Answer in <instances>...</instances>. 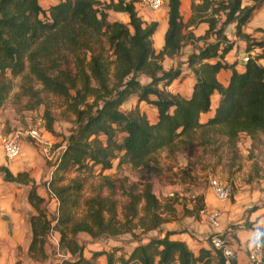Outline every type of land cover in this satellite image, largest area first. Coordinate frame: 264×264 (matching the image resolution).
<instances>
[{"label":"trees","instance_id":"16d2710c","mask_svg":"<svg viewBox=\"0 0 264 264\" xmlns=\"http://www.w3.org/2000/svg\"><path fill=\"white\" fill-rule=\"evenodd\" d=\"M165 1L167 27L162 48L155 52L151 35L156 22L144 23L132 0H57L47 9H42L37 0H0V104L10 89L6 72L21 73L26 62L29 74L42 89L59 97L73 116L46 182L57 201L54 214L47 218L38 209L30 216L28 253L38 250L42 254L44 237L52 227L58 236L59 251L70 255L59 264H95L94 257L100 254H105V264H223L220 251L208 239L209 247L196 251L183 241L169 239V232L146 236L141 242L146 233L176 218L175 198L161 202L147 182L143 181L140 189L131 184L124 190L126 202L120 218L109 195L86 197L78 214L81 181L72 177L61 183L66 172L95 166L107 169L117 157L118 164L144 168L150 154L198 127H218L230 146L240 132L252 139L258 133L264 135V66L256 62L264 56L257 54L242 62L241 72L222 61L232 47V41L223 34L224 26L233 23L235 35L249 42L241 26L264 0H247V4L243 0H191L189 22H206L203 37L211 36L213 40L187 55L186 66L194 78L188 96L165 90L181 70L179 65L163 69V56L176 54L192 37L182 33L185 24L179 12L180 1ZM109 11L126 13L127 22L110 20ZM263 44L262 40L251 41L244 51ZM222 68L231 71L225 85L215 76ZM142 77L148 80L142 82ZM213 91L218 93L214 113L200 124L199 114L208 110ZM130 96L156 109L153 123L136 106L127 111L120 109ZM44 117L45 129L52 132L47 112ZM0 175L4 181L21 182L25 174L12 175L0 166ZM32 189L28 201L42 202ZM195 204L196 212L202 209L200 199H195ZM191 211L182 207V215ZM78 233L91 238L128 233L136 244L116 261L112 260L113 252L105 251L92 252L86 258L82 245L75 240ZM258 264H264V246L260 247Z\"/></svg>","mask_w":264,"mask_h":264},{"label":"crops","instance_id":"0c3cea01","mask_svg":"<svg viewBox=\"0 0 264 264\" xmlns=\"http://www.w3.org/2000/svg\"><path fill=\"white\" fill-rule=\"evenodd\" d=\"M37 1L42 9H47L50 5L57 2V0ZM103 1L108 2L109 0ZM179 1L181 20L185 24L182 33L186 35L190 33L192 37L185 40V43L181 45L176 54L172 56L164 55L161 65L163 69H169L174 68L179 63L180 75L174 78L165 87V90L181 96H188L191 92L194 78L191 69L186 66L187 55L195 47H201L204 43L210 42L213 39L211 36L207 38L203 37L207 29L206 22H189L191 0ZM194 2H198V0H194ZM132 3L137 16L144 23L156 22V28L151 35V39L154 51L158 52L162 48L163 35L167 27L166 1L162 0V5L156 10L143 6L139 0H132ZM247 3V0H243V4ZM108 14L110 20H117L123 23H126L128 20L127 14L121 11H109ZM227 25L228 29L225 31ZM227 25L223 29V34L225 32L231 33V39H229L226 33L224 35L232 41V47L224 54L222 61L233 64V68L237 72H241L243 70V63L240 61L239 56L244 51L246 43L260 40L264 42V2L252 13L249 20L241 26V31L248 35L249 42L235 35L233 23ZM254 46L256 45H253V48ZM209 61L213 62L214 60ZM256 62L264 66V57H260ZM230 72L228 68L220 69L215 75L216 80L225 85L229 79ZM147 80V78H141L142 82H146ZM129 98L134 100L130 108L136 106L140 112L144 113L140 107L141 103L145 105L146 103L143 101L137 102L134 96H130ZM217 101L218 93L213 91L210 95L208 110L199 114L198 121L200 124H204L212 117ZM151 108V119L147 118L145 113L144 115L150 123H153L156 120V109L153 106ZM176 142L178 143L177 150H175L177 148ZM172 143L174 144L172 150H169L168 147H162L155 153L169 151L168 154L171 155L174 152L173 170H175L174 173L176 175L174 185L176 203L174 206L180 205V207L192 211L189 215H182V212L178 214V210H175L176 218L164 222L159 228L151 230L153 233L159 231L157 235H150L151 231L146 233L141 242L146 241V236H162L165 232H169V239L183 241L193 251L198 250L200 247L208 248L207 236L211 232L210 225L204 215L200 213V210L196 212L193 209L196 205L195 199H200L202 208H215L219 211V229L224 238L230 240V242L232 241L235 247V263L246 264L248 241L251 233L257 227L264 230V135L258 133L252 139L244 132H240L234 144L230 146L227 143L226 136L219 133L218 127L206 126L198 127L187 134L179 135ZM20 147L26 152L28 145L25 141H20ZM113 160L110 168L100 170L98 166H95L94 172L105 175L106 170H111L114 166L121 165H118V162H113ZM240 161L241 164L238 165L237 163ZM0 166L6 167L12 175L27 171V168H24L21 161L15 160V158L5 160L1 154V150ZM145 168L139 169L145 170ZM210 174H213L218 179L228 177L229 180L233 181L232 191L228 200L216 199L207 184H203L202 187L193 186L197 175H201V178H205V175H207V182ZM29 177H31L30 174ZM144 182L150 184L152 192L158 198L153 184L147 180H144ZM34 183L36 182L34 181ZM17 186H21V184L4 181L0 175V264H3L2 246H5L7 240L9 241L8 244L12 245L25 243L24 252H28L30 241L29 219L30 216L37 214V210L34 207L35 203L27 201L28 198H25V202H17L15 192L21 189ZM36 195L42 198V202L36 203L38 204V208L42 209L44 207L47 210V213L44 212L47 218L53 216L56 202H53L55 201L54 198H51L46 193L43 185L36 187ZM193 217H195V220L191 221L190 218ZM188 223L189 228L186 226ZM131 244L134 246L136 242H132ZM9 251V255L5 253L9 257L6 264H14L12 260H16V255L14 256L15 251L14 249H9ZM29 254H26L29 264L30 262L39 264L36 258H32V253ZM16 258L18 259L19 257Z\"/></svg>","mask_w":264,"mask_h":264},{"label":"rangeland","instance_id":"374dc122","mask_svg":"<svg viewBox=\"0 0 264 264\" xmlns=\"http://www.w3.org/2000/svg\"><path fill=\"white\" fill-rule=\"evenodd\" d=\"M225 33L228 35L229 39H231V33ZM177 65H179V63ZM5 76L10 80V89L3 102L0 104V133H8L16 129L24 130L27 128H36L40 134L41 140V142L35 144L28 138H21L20 141H25L28 148L25 152L20 147L19 155L15 158V160L21 161L24 168H27V171H24L25 175L22 177V181L18 182L21 186L17 187L21 189L15 192L17 195V202H25V198H28L27 195L31 187L36 193V187L43 185L46 189V193L49 195L48 190L50 189L46 182L51 177V166L53 165L54 157L57 152H59L60 146L63 144L62 136L68 133V129L73 124V116L65 110L59 97L42 89L40 82L29 74L26 62L21 73L10 75L6 72ZM133 102V99L128 98L121 104L120 109L122 111H127L133 105ZM140 108L143 110L147 118L151 119V105L141 103ZM44 112H47L52 120V132L47 131L44 127V124L46 123ZM175 145H177V148L175 149L177 150L178 143L176 142ZM173 146L174 144L172 143L167 147L169 150H172ZM168 152L159 151L150 154L146 162L147 165L145 170L131 167L127 163H120L121 165L118 164L119 166L116 165L111 170H106L105 175L95 173L94 168L79 172H66L63 174L65 179L61 183H66L67 180L72 177H77L81 181V189L79 191L80 202L78 203L77 208L78 214L81 212L82 202L86 197L94 195H109L114 201L117 217L120 218L121 209L126 202L124 190L129 189L131 184H136V187L140 189L142 181L147 180L153 184L155 192H157V196L161 202L170 197L174 199V185L176 182L175 170H173L174 152L171 155L168 154ZM114 159L113 162H118V157ZM237 164H241V161ZM29 174L31 177H29ZM210 176L213 177L214 175L210 174L209 177ZM103 177H106L107 179H104ZM206 177L207 175H205V178H201V175H197L194 179L195 182L193 183V186L202 187L203 184H207ZM220 180L230 181L233 185V181L229 180L228 177H224ZM34 181L36 183H34ZM27 182L29 183L25 184ZM34 207L38 211V204H34ZM174 208L175 210H178V214L182 212V207H180V205L174 206ZM42 209L47 213V210L44 207ZM49 212L51 211L49 210ZM49 215L51 214L49 213ZM190 219L191 221H194L195 217ZM186 226L189 228V223ZM156 232L157 233H153L151 231L149 234L157 235L159 231ZM5 234H7V232H5ZM45 238L46 235L44 237L42 254H40L38 250L32 253V258H36L39 264H59L61 259L70 258L69 254L65 255L62 254L63 252H55L56 247L47 242ZM75 240L82 245V255L84 257L88 258L91 256L92 252L97 251L113 252L112 260L114 261H116L119 255H126L132 246V237L128 233L113 237L99 238H91L88 234L78 233L75 236ZM23 241L25 242V240ZM6 242L5 246H2L3 264H6V261L9 258L6 256L7 254H10L9 249H14V256L16 255V257H19L18 259L15 257V261L12 260L14 264H29V260H27L26 256L28 252H24L25 243L12 245L8 244V240ZM94 263L105 264V254L95 256ZM30 264L34 263L30 262ZM114 264L117 263L115 262Z\"/></svg>","mask_w":264,"mask_h":264},{"label":"built area","instance_id":"2783aa9c","mask_svg":"<svg viewBox=\"0 0 264 264\" xmlns=\"http://www.w3.org/2000/svg\"><path fill=\"white\" fill-rule=\"evenodd\" d=\"M143 6L151 10H156L162 5V0H139ZM252 52L243 51L239 58L241 62L247 61L254 55L261 54L264 56V44L261 46H255ZM21 138H28L33 143L41 142L40 134L36 128H27V129H16L8 133H0V150L1 154L5 160H12L19 155L20 151V140ZM207 185L211 189L214 197L218 200H228L232 191V184L230 181H221L217 177H208ZM49 195L51 198L55 196L52 194L50 190ZM210 225L211 232L207 236L209 243L213 248L218 249L222 256L223 264H236V254L235 247L230 240H227L223 237L220 229H219V211L215 208L205 209L202 208L200 210ZM47 242L54 245L55 252L60 253L58 247V236L57 233L50 227L46 233ZM250 239V238H249ZM63 254V253H62ZM247 263L246 264H258L260 262V247L258 248H249L247 249Z\"/></svg>","mask_w":264,"mask_h":264},{"label":"clouds","instance_id":"9594fccd","mask_svg":"<svg viewBox=\"0 0 264 264\" xmlns=\"http://www.w3.org/2000/svg\"><path fill=\"white\" fill-rule=\"evenodd\" d=\"M264 246V231H261L259 227L253 230L251 237L248 241L249 248H258Z\"/></svg>","mask_w":264,"mask_h":264},{"label":"water","instance_id":"95a60500","mask_svg":"<svg viewBox=\"0 0 264 264\" xmlns=\"http://www.w3.org/2000/svg\"><path fill=\"white\" fill-rule=\"evenodd\" d=\"M228 29V25L226 26V28H225V31ZM63 254H64V252H63Z\"/></svg>","mask_w":264,"mask_h":264}]
</instances>
